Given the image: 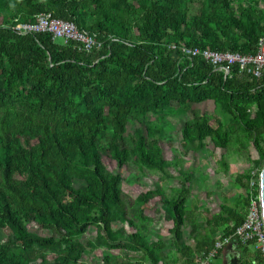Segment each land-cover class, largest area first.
Listing matches in <instances>:
<instances>
[{
    "label": "trees",
    "instance_id": "obj_1",
    "mask_svg": "<svg viewBox=\"0 0 264 264\" xmlns=\"http://www.w3.org/2000/svg\"><path fill=\"white\" fill-rule=\"evenodd\" d=\"M42 13L73 22L100 45L86 50L82 41L16 29ZM263 35L264 0H0V264H87L88 248L106 249L96 264H169L164 241L151 240L145 206L161 197L159 212L184 239L189 209H200L190 200L195 174L166 159L162 143L174 128L169 118L189 112L182 157L211 140L247 163L236 176L233 205L223 203L212 216L214 227L225 225L223 236L233 234L247 213L249 165L264 166V77L237 65L225 77L181 47L244 54L255 52ZM208 101L211 114L193 107ZM131 122L143 126L129 130ZM104 157L120 169L133 163L156 172V188L129 195L126 178ZM173 168L181 182L169 187L171 197L161 185L175 178ZM213 231L179 247L189 264L213 247ZM112 251L127 260L113 261Z\"/></svg>",
    "mask_w": 264,
    "mask_h": 264
},
{
    "label": "rangeland",
    "instance_id": "obj_2",
    "mask_svg": "<svg viewBox=\"0 0 264 264\" xmlns=\"http://www.w3.org/2000/svg\"><path fill=\"white\" fill-rule=\"evenodd\" d=\"M195 109H200L202 112L211 114L214 111V104L212 101L203 102L200 104H195L193 106ZM191 117V112L170 117L169 121L173 125V129L170 131L171 137L169 140H165L162 143L164 148V156L168 160L179 159L180 167L188 169L195 174V178L192 182V196L190 200L197 199L198 202H202L200 209H221V205L226 203L232 205L237 198L238 192L236 176L237 174L247 167V163L244 158L240 157L230 149L219 148L214 145L211 140L207 141V146L205 148H200L195 150L190 154L182 157V149L180 147V142L182 140L181 129L184 125V122ZM154 116H149L148 119H154ZM212 123H215L212 120ZM143 126L142 123L131 122L128 125V129L131 130L135 126ZM251 156L254 158L257 157L256 149L250 147ZM178 157V158H177ZM222 160L229 163V170L225 171L220 169L218 160ZM104 162L107 167L114 172H121L122 175L126 178L123 183V188L126 193L131 196H136L144 190L154 189L157 186L158 174L156 172H151L149 170H142L137 165L129 163L128 165L123 166L121 169L118 168L117 161L109 157H104ZM251 163L249 166H252ZM174 177L171 180H164L161 185L168 196H175L173 192L169 190V187H179L181 179L179 178L180 174L177 168H173ZM167 190V191H166ZM169 191V192H168ZM245 192V190H244ZM193 199V200H194ZM163 204L161 197L157 196L153 198L146 206L145 212L146 215L150 216L155 213L156 209H160ZM164 215H161V218ZM160 218V222H162ZM119 225V223H115ZM168 224L163 225V232L165 235L163 237L167 238L168 236ZM29 228L32 231H35L40 234H44L45 231L36 223L29 224ZM167 230V231H166ZM97 232V227L91 226L87 234V237L94 236ZM151 239H157L159 236L149 232ZM103 249V250H102ZM105 248H88V251L83 255V262L87 264H95L102 258V255L105 252ZM122 253V252H120ZM49 262L52 263V258L48 257Z\"/></svg>",
    "mask_w": 264,
    "mask_h": 264
},
{
    "label": "built area",
    "instance_id": "obj_3",
    "mask_svg": "<svg viewBox=\"0 0 264 264\" xmlns=\"http://www.w3.org/2000/svg\"><path fill=\"white\" fill-rule=\"evenodd\" d=\"M16 29L22 33L48 32L54 38H62L65 42L70 40L82 41L86 50H91L95 44L98 46L96 38L87 32H81L76 25L61 18L53 17L52 13H42L37 15L34 22L17 24ZM176 48V45H172ZM184 54L188 57L201 55L206 61L211 63L215 69L224 70L225 77L231 74V66H239L240 72L246 73L254 78L264 77V35L260 37L256 51L248 53L216 51L209 48L181 47ZM260 169L253 164L250 168V177L247 180L245 191L248 198L246 217L233 234L222 236L215 241L213 247L202 251L196 264H210L225 245L230 243L233 238L241 243L251 244L255 247L257 254L264 264V217L261 206L260 195Z\"/></svg>",
    "mask_w": 264,
    "mask_h": 264
},
{
    "label": "crops",
    "instance_id": "obj_4",
    "mask_svg": "<svg viewBox=\"0 0 264 264\" xmlns=\"http://www.w3.org/2000/svg\"><path fill=\"white\" fill-rule=\"evenodd\" d=\"M237 189L239 192L240 189L238 187ZM238 195L239 193L237 194V196ZM194 200H197V199H194ZM197 205L201 207L202 202L197 201ZM159 210L160 209H156L155 213L150 215L151 221H152L151 223L152 228L149 232L153 231L154 234L159 236V238L157 239H161L164 241L165 243L164 251L166 255L168 254L167 260L169 264H189L190 259L188 255L185 254L184 252H179L178 249L181 246H187V245L193 246L196 243V240L199 241L196 238V235L198 232L201 238L204 233L213 231V229L215 230L217 229L216 232L213 231L212 233L213 239L217 240L223 236V229L225 225L223 224L222 220L216 221L215 224H217L218 226L215 225V227L213 226V223H212L213 222L212 216L219 215L222 212L221 209H214V210L213 209H189L190 217L185 224L184 239L182 241H178L176 239L175 233H173L171 230L173 227V221L166 219L164 212H159ZM161 215H164V216L161 218ZM224 216L226 217V214H224ZM160 218L162 222H160ZM165 223L168 224V227H167L168 232H166L168 233L167 238L163 237V235H165L163 233L165 231V229H163V225ZM195 227L197 228V230L194 233H192ZM161 233L163 235H161ZM203 239H200V240H203ZM151 240L153 241L154 239H151ZM201 244H203V242H201L200 245ZM111 254L113 257V261H116L118 263L127 260V257H126L127 255L125 254V252L117 254V252L112 251ZM103 256L104 255H102V257ZM256 256H257V251L253 245L243 244L242 246L237 239H234L223 247V249L219 253L217 262L218 264H256V261H257Z\"/></svg>",
    "mask_w": 264,
    "mask_h": 264
},
{
    "label": "water",
    "instance_id": "obj_5",
    "mask_svg": "<svg viewBox=\"0 0 264 264\" xmlns=\"http://www.w3.org/2000/svg\"><path fill=\"white\" fill-rule=\"evenodd\" d=\"M260 195H261V206H262V213L264 217V166L261 170L260 174Z\"/></svg>",
    "mask_w": 264,
    "mask_h": 264
}]
</instances>
